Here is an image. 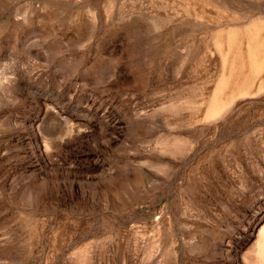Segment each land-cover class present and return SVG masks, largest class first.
Listing matches in <instances>:
<instances>
[{
	"label": "rangeland",
	"instance_id": "1",
	"mask_svg": "<svg viewBox=\"0 0 264 264\" xmlns=\"http://www.w3.org/2000/svg\"><path fill=\"white\" fill-rule=\"evenodd\" d=\"M0 264H264V0H0Z\"/></svg>",
	"mask_w": 264,
	"mask_h": 264
}]
</instances>
